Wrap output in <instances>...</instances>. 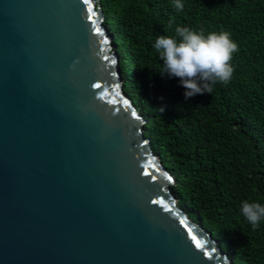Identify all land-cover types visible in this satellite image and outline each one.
Returning a JSON list of instances; mask_svg holds the SVG:
<instances>
[{
  "label": "water",
  "instance_id": "95a60500",
  "mask_svg": "<svg viewBox=\"0 0 264 264\" xmlns=\"http://www.w3.org/2000/svg\"><path fill=\"white\" fill-rule=\"evenodd\" d=\"M105 20L0 0V264H233L171 191Z\"/></svg>",
  "mask_w": 264,
  "mask_h": 264
},
{
  "label": "trees",
  "instance_id": "16d2710c",
  "mask_svg": "<svg viewBox=\"0 0 264 264\" xmlns=\"http://www.w3.org/2000/svg\"><path fill=\"white\" fill-rule=\"evenodd\" d=\"M181 2L178 11L174 0H100L125 93L175 179L180 208L233 264H264V220L253 228L240 212L244 201L264 204V0ZM177 27L230 34L238 50L229 82L185 97L154 47Z\"/></svg>",
  "mask_w": 264,
  "mask_h": 264
},
{
  "label": "clouds",
  "instance_id": "9594fccd",
  "mask_svg": "<svg viewBox=\"0 0 264 264\" xmlns=\"http://www.w3.org/2000/svg\"><path fill=\"white\" fill-rule=\"evenodd\" d=\"M174 7L180 11L184 5L181 0H174ZM154 47L166 68L163 73L180 78V83L186 89V98L211 93L212 84L217 80L229 82L234 71L230 61L238 50V45L228 32L205 35L187 27L175 28L171 36H158ZM240 212L253 228L264 220L262 203L244 201Z\"/></svg>",
  "mask_w": 264,
  "mask_h": 264
},
{
  "label": "snow or ice",
  "instance_id": "6c2138e0",
  "mask_svg": "<svg viewBox=\"0 0 264 264\" xmlns=\"http://www.w3.org/2000/svg\"><path fill=\"white\" fill-rule=\"evenodd\" d=\"M97 31H99V29H97Z\"/></svg>",
  "mask_w": 264,
  "mask_h": 264
}]
</instances>
